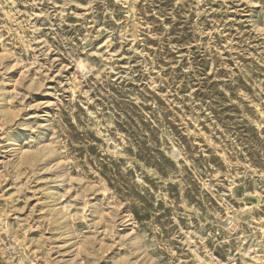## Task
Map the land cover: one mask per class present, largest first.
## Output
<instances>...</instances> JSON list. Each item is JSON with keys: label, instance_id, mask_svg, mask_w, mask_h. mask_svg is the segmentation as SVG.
<instances>
[{"label": "rangeland", "instance_id": "obj_1", "mask_svg": "<svg viewBox=\"0 0 264 264\" xmlns=\"http://www.w3.org/2000/svg\"><path fill=\"white\" fill-rule=\"evenodd\" d=\"M0 264H264V0H0Z\"/></svg>", "mask_w": 264, "mask_h": 264}]
</instances>
